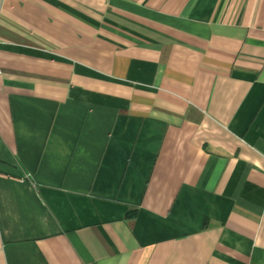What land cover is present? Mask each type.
Returning a JSON list of instances; mask_svg holds the SVG:
<instances>
[{
	"label": "crops",
	"instance_id": "0c3cea01",
	"mask_svg": "<svg viewBox=\"0 0 264 264\" xmlns=\"http://www.w3.org/2000/svg\"><path fill=\"white\" fill-rule=\"evenodd\" d=\"M0 264H264V0H3Z\"/></svg>",
	"mask_w": 264,
	"mask_h": 264
},
{
	"label": "built area",
	"instance_id": "2783aa9c",
	"mask_svg": "<svg viewBox=\"0 0 264 264\" xmlns=\"http://www.w3.org/2000/svg\"><path fill=\"white\" fill-rule=\"evenodd\" d=\"M2 2L3 0H0V13H1V8H2Z\"/></svg>",
	"mask_w": 264,
	"mask_h": 264
}]
</instances>
